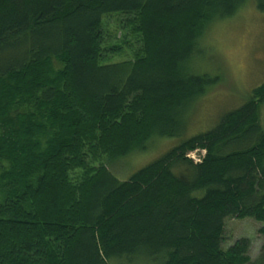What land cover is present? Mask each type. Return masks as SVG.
Wrapping results in <instances>:
<instances>
[{
	"label": "trees",
	"instance_id": "trees-1",
	"mask_svg": "<svg viewBox=\"0 0 264 264\" xmlns=\"http://www.w3.org/2000/svg\"><path fill=\"white\" fill-rule=\"evenodd\" d=\"M247 2L0 0V264L252 263L248 238L223 241L228 220L264 224V84L128 180L111 169L185 134L219 83L195 72L202 41ZM115 14L140 45L119 62Z\"/></svg>",
	"mask_w": 264,
	"mask_h": 264
},
{
	"label": "rangeland",
	"instance_id": "rangeland-1",
	"mask_svg": "<svg viewBox=\"0 0 264 264\" xmlns=\"http://www.w3.org/2000/svg\"><path fill=\"white\" fill-rule=\"evenodd\" d=\"M124 15H110L104 21L106 46H121L128 40L122 55L112 56V62H119L132 56L139 48L137 37L127 35L123 30ZM203 54L195 61V72L219 78V83L210 89L188 113L187 131L181 137L155 138L144 152H137L114 162L112 173L121 181L155 162L184 140L206 133L219 123L220 119L240 107L251 97L253 90L264 84V11L257 0L247 4L232 18L215 23L202 41ZM122 47V46H121ZM264 128V106L261 109ZM204 152L189 155L196 163ZM181 178H188L185 170H174ZM1 198V195H0ZM251 241L252 263L264 254V224L251 219H231L226 222L223 246L228 249L238 240ZM141 260L131 264H142Z\"/></svg>",
	"mask_w": 264,
	"mask_h": 264
},
{
	"label": "bare ground",
	"instance_id": "bare-ground-1",
	"mask_svg": "<svg viewBox=\"0 0 264 264\" xmlns=\"http://www.w3.org/2000/svg\"><path fill=\"white\" fill-rule=\"evenodd\" d=\"M197 152H198V151H197ZM195 153H196V152H195ZM191 154H192V153H191ZM200 161H201V160L199 159L198 162H200ZM198 162H197V163H198Z\"/></svg>",
	"mask_w": 264,
	"mask_h": 264
}]
</instances>
